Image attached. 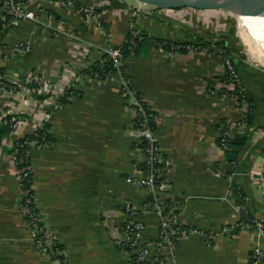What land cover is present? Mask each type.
<instances>
[{
  "label": "crops",
  "instance_id": "obj_1",
  "mask_svg": "<svg viewBox=\"0 0 264 264\" xmlns=\"http://www.w3.org/2000/svg\"><path fill=\"white\" fill-rule=\"evenodd\" d=\"M16 1L36 19L9 21L0 29V67L20 87L13 91L0 84V264H56L30 235L11 153L21 137L45 122L52 140L30 150L32 184L46 228L64 246L67 264H132L125 246L126 201L139 209L141 241L155 251L159 216L144 209L149 190L131 180L146 177L136 109L124 97L119 77L97 79L85 72L107 48L121 47L132 30L191 46L172 52L142 43L126 71L156 111V137L171 164L167 183L181 205L179 220L199 229L179 239L175 264H248L255 247L264 264V233L250 225L223 233L226 225L240 221L239 202L264 220V64L248 56L238 23L227 16L231 21L218 31L204 10L139 0ZM3 2L0 19L6 15ZM218 41L226 42L244 69L254 103L253 125L234 164L219 147L220 126L243 113L226 92ZM35 78L43 85L41 100L30 86ZM10 114L23 116L5 133ZM259 129L263 132L255 135ZM235 134H242L238 127ZM205 232L214 240L208 242Z\"/></svg>",
  "mask_w": 264,
  "mask_h": 264
},
{
  "label": "built area",
  "instance_id": "obj_2",
  "mask_svg": "<svg viewBox=\"0 0 264 264\" xmlns=\"http://www.w3.org/2000/svg\"><path fill=\"white\" fill-rule=\"evenodd\" d=\"M105 0H95V4L102 3ZM3 7L6 12H8L11 17V22H18L22 19H36L35 13L32 10H28L22 3L16 0H4ZM93 8L87 12V16L90 17L93 13ZM99 27L102 24L99 23ZM133 39L131 40V45H137L138 42H142L145 38L139 31H133ZM178 42V41H175ZM182 47L181 44L170 43V50L172 52H178ZM187 49L191 46L187 45ZM113 59L115 65L119 66L123 59V51L121 47L107 48L105 50ZM225 72L228 75V92L227 94L235 98L241 107L242 117L237 121L228 120L227 122H222L220 126L219 134V147L225 149L227 147L226 141L232 135L235 128H239L241 133L246 132V112L249 109V102L246 100L244 95L245 87L241 82L240 75L235 68L233 62L230 58H223ZM97 79H102L99 77L98 73L92 74ZM127 74L121 69L118 70L117 74L109 72L106 78L119 77L122 81L123 95L132 101L144 118L142 126L137 128L139 131L140 141L146 140V146L144 149L145 154V165H146V177H133L131 180L137 186L145 187L149 190V195L151 198L147 197L144 209L152 210L159 216V231L156 238L153 240V245H155V251L151 250V243H142L141 238L144 230V223L139 218V209L131 201L125 202V212L126 218L124 222V230L126 233L125 244L129 248L128 251L131 254H135L136 261L134 264H175L174 259V248L183 236L189 235L191 233H196L199 231L196 227H184L179 220V212L181 205L179 201L169 193L167 176L171 169L170 161L163 156L161 149L156 137V131H153L149 126L145 108L143 102L140 101L136 96V90L133 88L135 86L131 78L126 76ZM105 78V79H106ZM25 89L24 86H22ZM214 91V90H213ZM243 97L240 101L239 98ZM145 100V99H144ZM20 119L14 123V128L17 127ZM13 128V129H14ZM255 131L254 134L257 135L263 130ZM28 144L31 148L40 147L41 145L36 144V141H29ZM30 154V150L28 155ZM13 155V154H12ZM16 159L15 155H13ZM30 166H24L17 171V177L19 180L20 187L24 178L28 175ZM217 175H221L220 171L216 172ZM21 210L24 213L26 224L29 227L31 237L36 241L38 247L51 258L54 255L60 257L64 255L65 250L60 248H53L54 238H52L46 228L43 216L39 212L35 211L31 204L36 203L35 192L33 194L29 193L27 190L21 189ZM37 205V204H36ZM235 225H226L223 229V233L229 234ZM249 225V224H247ZM246 226V225H245ZM253 230L257 234L264 233V223L263 220L256 219L253 224H250ZM208 242L213 241V235L209 232H205ZM260 249L254 248L252 256L248 264H260ZM56 264H67L60 259L54 260Z\"/></svg>",
  "mask_w": 264,
  "mask_h": 264
},
{
  "label": "trees",
  "instance_id": "obj_3",
  "mask_svg": "<svg viewBox=\"0 0 264 264\" xmlns=\"http://www.w3.org/2000/svg\"><path fill=\"white\" fill-rule=\"evenodd\" d=\"M10 17L11 15L6 12V15L3 19H0V29H2L4 27V24L10 21ZM133 31L132 30L128 37L127 40L121 45V49L123 51V59L120 63L119 66L115 65L112 57L107 53L104 52L102 58L94 63H92L91 65L87 66L85 68V72L89 73V74H95L98 73L99 77L102 79H105L107 77V74L109 72H112L114 74H117L118 70L121 69L123 72L126 73L128 65L130 60L137 54L138 48L142 43H146V42H150L152 44H157V45H163L166 48L170 49V43H177V44H181L182 47L179 49V51L185 50L187 49V45L188 43H182V42H175V41H164L161 39H157L154 38L153 36H150L146 33L140 32L142 35L145 36L144 40L142 42H138L137 45H131V40L133 39ZM217 45H219V47L223 50L222 56L225 58H230L231 61L233 62L235 68L237 69L239 75H240V79L241 82L243 83V86L245 87L244 90V95L246 100L249 102V109L246 112V132L242 133V134H235L230 136L229 138H227L226 144L227 147L224 149L225 152V156L227 157V160L229 162H231L232 164H234L237 161V157L239 155V152L241 151L242 147L244 146L246 139H247V133L249 132V130H251V127L253 125V99L250 96L246 81H245V72L244 69L241 67L240 63L235 61V56L230 52V50L228 49V46L226 44V42L224 41H218L216 43ZM245 73V74H244ZM127 74V73H126ZM128 78H130L129 75H126ZM223 77V81L225 84V88H226V92H228V85H227V79H228V75L226 72H224ZM34 80V81H33ZM32 81H30V86L32 87V89H36V91L34 92L36 94V97L38 99H43L45 96L43 93H39L40 88H42V83L40 82L39 78H35ZM0 84L2 86H4L6 89L9 90H18L20 89L19 85L17 83L11 82L10 80H8L5 76V71L4 68L0 67ZM133 88H135L136 90V96L137 98L143 102V106L145 108V113H146V117L149 123V126L151 127V129L153 131H156V111L151 107V105L144 100V97L142 95V93L137 89L136 86H133ZM76 93V92H75ZM72 91H68L67 95H71ZM68 98V97H67ZM67 99H64L61 103L65 102ZM240 101L243 100V97L240 96L239 98ZM135 109H136V115H135V126L136 128H140L142 126V122L144 120V118L142 117V115L140 114V112L138 111L137 107L134 105ZM23 115L22 114H10L8 116H6V120L7 123L4 125L5 128L3 130V132L5 133H10L13 128H14V123L21 119ZM228 120H222V122H227ZM49 124L47 122H45L41 127L37 128L32 134H27L23 137H21L16 145L13 147V149L11 150V153L13 155H15L16 159V165L17 168L20 169L24 166H30L31 165V161H30V156L28 155L29 150H31L30 145L28 144L29 141H36V144L38 145H43L47 142H50L52 140L51 137V133L49 131ZM2 135V134H1ZM2 137V136H0ZM146 140H141L139 143L140 148L143 150L145 149L146 146ZM219 142V139H218ZM143 169H146V165L145 162L142 164ZM21 189L23 190H27L29 191V193L33 194L34 193V189H33V184H32V169H29V173L28 175L24 178L22 185H21ZM149 199L151 198L150 196H148ZM240 203V212H241V219L240 221L237 223L235 229H240L241 227L247 225V224H253L254 221L256 220L252 214L249 212V210L247 209L246 205L242 204V202ZM31 206L33 207V209L37 212H39V208L37 207L36 203L34 202L33 204H31ZM264 223V220H263ZM184 227H195L192 225H185L183 224ZM197 228V227H196ZM126 246V244H125ZM53 248H60L63 249L64 246L59 243L58 241H54V245ZM126 249L128 250L129 248L126 246ZM132 258V264L135 263L136 261V256L135 254H132L131 256ZM53 260L56 259H60L61 261L65 262V257L63 255H61L60 257H58L57 255L52 256ZM67 263V262H65Z\"/></svg>",
  "mask_w": 264,
  "mask_h": 264
},
{
  "label": "water",
  "instance_id": "obj_4",
  "mask_svg": "<svg viewBox=\"0 0 264 264\" xmlns=\"http://www.w3.org/2000/svg\"><path fill=\"white\" fill-rule=\"evenodd\" d=\"M160 8H196L201 10L225 9L239 14L251 9L255 15L264 16V0H139Z\"/></svg>",
  "mask_w": 264,
  "mask_h": 264
},
{
  "label": "rangeland",
  "instance_id": "obj_5",
  "mask_svg": "<svg viewBox=\"0 0 264 264\" xmlns=\"http://www.w3.org/2000/svg\"><path fill=\"white\" fill-rule=\"evenodd\" d=\"M204 11H206V13H207L206 15H208V16H210V18H212V20L210 21V25L213 26L214 30L218 29V31H221L223 28H226L228 26V24L231 20L238 23L239 26L237 27V33L240 35L237 34V36H238V38L240 36L242 37L243 44L246 47L245 49L247 51H249L248 56L250 55L251 59L253 60L252 61L253 63L257 62L258 64L259 63L264 64V53L261 51V49L256 44V42L252 41V39L250 38L251 35L248 32V30H246L245 27L243 26L244 20H242V18H240L237 14L232 13V12L225 10V9H213V10H204ZM227 16H230L231 20ZM225 18L229 19L226 21L227 22L226 26H224L222 24V23H224L222 21ZM216 19L218 21H216ZM257 59H259V60L257 61Z\"/></svg>",
  "mask_w": 264,
  "mask_h": 264
},
{
  "label": "bare ground",
  "instance_id": "obj_6",
  "mask_svg": "<svg viewBox=\"0 0 264 264\" xmlns=\"http://www.w3.org/2000/svg\"><path fill=\"white\" fill-rule=\"evenodd\" d=\"M237 15L244 20L243 26L249 31L250 38L264 53V16L255 15L251 9L243 10Z\"/></svg>",
  "mask_w": 264,
  "mask_h": 264
}]
</instances>
